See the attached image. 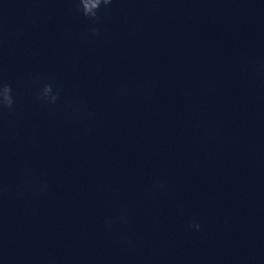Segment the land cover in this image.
I'll list each match as a JSON object with an SVG mask.
<instances>
[{"label":"clouds","instance_id":"1","mask_svg":"<svg viewBox=\"0 0 264 264\" xmlns=\"http://www.w3.org/2000/svg\"><path fill=\"white\" fill-rule=\"evenodd\" d=\"M113 0H77V11L82 12L85 17L91 20H98V11L101 5L107 7L111 5ZM93 34H98V29L93 28ZM39 99L45 100L49 103H56L58 95L53 92V86L51 84H45L39 94ZM14 104L12 95V87L10 84L0 82V109L5 107L11 108ZM194 227L199 230L200 225L195 224Z\"/></svg>","mask_w":264,"mask_h":264}]
</instances>
